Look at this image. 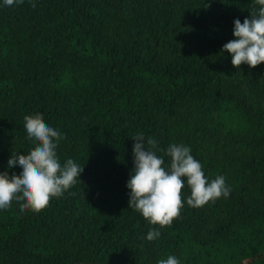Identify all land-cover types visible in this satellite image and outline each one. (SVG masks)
<instances>
[{
    "label": "trees",
    "instance_id": "trees-1",
    "mask_svg": "<svg viewBox=\"0 0 264 264\" xmlns=\"http://www.w3.org/2000/svg\"><path fill=\"white\" fill-rule=\"evenodd\" d=\"M35 4V8L31 5ZM254 0H0V172L35 147L24 116L62 134L77 183L40 212L0 210V264H264V63L221 52ZM182 144L230 188L170 226L128 207L133 137ZM164 158V167L170 157ZM160 231L156 240L149 230Z\"/></svg>",
    "mask_w": 264,
    "mask_h": 264
},
{
    "label": "clouds",
    "instance_id": "clouds-1",
    "mask_svg": "<svg viewBox=\"0 0 264 264\" xmlns=\"http://www.w3.org/2000/svg\"><path fill=\"white\" fill-rule=\"evenodd\" d=\"M5 6L23 3V0H3ZM35 8V4L31 5ZM234 39L225 43L221 52H228L234 68L246 64L250 68L264 63V0H254L249 16L234 20ZM27 139L35 147L28 154L11 155L7 167L17 164L22 171L17 175L0 172V210H7L16 201L20 211L40 212L53 197L63 196L79 180L83 166L68 159L63 166L57 156V146L62 134L45 123L42 114L24 116ZM134 168L126 187L130 190L128 207L139 212L152 225L160 228L170 226L184 207L182 190L185 181L190 188L187 205L193 208L214 202L220 197L227 198L230 188L225 178L217 176L210 182L202 170L201 163L191 155V149L182 144H170L166 150L158 148L154 138L145 141L143 133L132 138ZM163 151L170 157V165L164 167V158L157 152ZM160 231L149 230L146 239L159 238ZM157 264H180L169 255Z\"/></svg>",
    "mask_w": 264,
    "mask_h": 264
}]
</instances>
